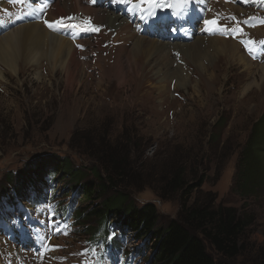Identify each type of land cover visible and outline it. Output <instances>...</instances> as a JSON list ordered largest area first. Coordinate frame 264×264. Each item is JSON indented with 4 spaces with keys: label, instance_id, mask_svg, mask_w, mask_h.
I'll list each match as a JSON object with an SVG mask.
<instances>
[{
    "label": "rangeland",
    "instance_id": "374dc122",
    "mask_svg": "<svg viewBox=\"0 0 264 264\" xmlns=\"http://www.w3.org/2000/svg\"><path fill=\"white\" fill-rule=\"evenodd\" d=\"M219 1L223 5L218 3L213 10L202 0H172V5L168 0H157L155 4L143 3L138 9L145 23H153V15L166 14L161 18L163 25L166 22L176 24L183 15L182 8L177 9V15L172 12L189 3L200 4L208 21L231 17L230 24L216 26L211 31L222 33L218 38L234 41L239 50L238 58L229 64L224 59L216 60L213 72L207 66L211 73H202L171 44L163 52L171 57L167 63L163 53L153 54L149 63L138 59L134 53L132 63L129 62L131 66L126 64L125 67L129 76H126V83L121 84L112 70L118 44L107 47L105 43L115 35L118 22L114 23L116 27L105 24L108 32L105 29L102 32V27L100 34L88 29L74 39L73 60L78 64L76 68L70 65L74 71L73 80L66 79L59 68L53 70L45 58L37 67L25 68L18 62L16 75L0 66L5 70L4 77H0V187L5 188L0 191V206H10V195L14 196L18 207V214H14L15 206L9 210L0 207V264H147V259H152L153 249L148 248L150 240L134 237L120 227L117 231L124 242L121 239L116 261H110L108 256L99 255L100 246L91 241L85 227L76 224L75 219L59 226L62 220L54 202L61 206L62 202L75 201L76 207L84 206L89 210L92 204L97 205L111 196L113 189H107L97 201L89 204L75 195L64 180L36 179L31 189L33 193L26 192L22 196L15 193L12 186H6V179L21 171L27 163L38 166L39 157L50 153L69 157L76 167H89L92 161L88 155L99 153L98 146L104 138L117 148L119 156L126 157V170L134 175L132 180L125 178V182L131 184L121 183V188L128 191L135 206L148 202L155 205L158 227L178 217L182 202L187 207L205 203L232 207L239 217L251 220L240 235L237 255L221 256L206 243L207 251L218 264H259L264 252V78L260 76L264 62L256 60L264 48L260 43L247 49L241 47L248 36L240 33L237 24L246 22L244 14L245 17L255 14L251 7L242 3L234 5L237 0ZM28 2L35 5L37 0ZM125 2L128 4L127 0ZM2 5L4 0H0V7ZM102 9L107 10V7L102 6ZM168 15L176 18L170 20ZM68 16L75 17L73 25L67 24L70 28L83 24L86 14L79 12ZM197 17L202 19L197 21L195 28L201 29L205 20ZM59 18L45 17L47 21ZM125 18L132 20L134 15L129 12ZM181 18L183 25L191 27L195 23L185 13ZM66 19L62 18L64 23ZM56 24L59 23L52 25ZM86 24L89 25L88 21ZM134 24L135 20L131 28L138 36L160 41L155 28L150 26L145 33H140ZM255 28L250 29L245 24L246 33L263 42L264 34L253 32ZM169 32L171 36L174 30ZM93 34L99 36L91 39ZM122 36L125 42L121 44L132 43L126 34ZM212 36L215 34L193 31L189 40L176 43H188L194 37L206 41ZM95 37L99 38V45ZM167 37L162 34V38ZM134 61L139 62L137 67ZM207 62L204 61L205 66ZM179 66L183 74L189 76L186 84H178L177 75L172 74ZM108 68L112 70L109 76L105 73ZM36 73L40 76L36 77ZM261 118L263 122L258 124ZM78 148L87 154L83 155ZM249 150L250 156L247 155ZM177 170L182 172V190L186 193L170 191L165 186L167 178ZM201 177L203 181L197 185ZM54 190L56 193L52 195ZM32 194L34 197L43 195L45 202L38 206L28 200ZM25 210L30 213L32 222L27 221L28 215L24 217ZM93 236L103 239L106 232L96 231ZM44 247L45 255H39Z\"/></svg>",
    "mask_w": 264,
    "mask_h": 264
},
{
    "label": "trees",
    "instance_id": "16d2710c",
    "mask_svg": "<svg viewBox=\"0 0 264 264\" xmlns=\"http://www.w3.org/2000/svg\"><path fill=\"white\" fill-rule=\"evenodd\" d=\"M263 120L261 118L258 124ZM107 142L105 138L101 139L99 153L88 155L92 161L89 167H76L69 157L50 153L39 157L38 166L27 163L21 171L6 179V186H12L13 191L22 196L26 194V188L33 189L36 179L50 181V176H53L52 181L64 180L79 198L89 204L97 201L107 189H113L111 196L105 197L97 205L92 204L91 209L81 207L77 212L78 223L92 237L100 228L107 234V222L115 219L130 229L135 237L150 240L151 247L148 248L153 249V254L152 259H147L148 264H218L207 251L206 243L221 256L232 258L237 255L240 235L251 220L239 217L232 207H215L211 203L187 207L182 202L178 217L158 227L155 205L148 202L140 207L135 206L128 191L121 188V183L131 184L125 182V178L132 180L134 175L126 170V157L119 156L117 148ZM78 151L87 154V151L83 152L79 148ZM250 154L249 150L247 155ZM181 173V170H177L167 178L166 188L186 193L182 190L184 184ZM202 181L203 178H199L197 185ZM3 190L5 188L1 186L0 191ZM12 200L13 197L9 195V202ZM259 264H264V252Z\"/></svg>",
    "mask_w": 264,
    "mask_h": 264
},
{
    "label": "bare ground",
    "instance_id": "6f19581e",
    "mask_svg": "<svg viewBox=\"0 0 264 264\" xmlns=\"http://www.w3.org/2000/svg\"><path fill=\"white\" fill-rule=\"evenodd\" d=\"M202 1L206 2L210 10L215 9L214 6H216L218 3L223 5V2L219 0H202ZM120 2L121 0H107L105 4H101V3H96L93 0H42L43 5L42 7H40L41 9L37 8V10L35 11V15H36L35 21H26V20L16 21L13 23L12 26L13 28L11 30H7L5 26L6 20L0 19L1 21L0 31L2 33L8 31L0 35V66L6 68L8 71L16 75L17 74L16 70L18 69L17 68L18 62L22 63L25 66V68L26 66L37 67L38 65H40V61L43 60V58H45L48 61L50 67L53 68V70L59 68L60 71L66 75V79L73 80L74 71L71 69L70 65L72 63L73 65H75L76 68L78 63L74 64L75 60L73 59L76 50L72 45L73 36L69 35L68 33V31L72 26L68 28L69 25L60 26L59 24H56V25H52V27H48V25L45 24V21L48 19H45V17L50 15V17L54 19L58 17H65L71 14H76V13L79 14V12H82L85 13L86 16L92 18L93 21L106 24L107 26L116 27L114 23L118 22L116 28H117V32L121 34L119 39V33H117V39H119V43L116 48V61H115L116 64L112 70H114L116 76L120 79L121 84H125L126 76H129L126 75V71L128 70V68L125 69V67L126 64L130 65L129 62L132 63L131 60L134 59L133 58L134 53H136L138 59L139 58L142 60L144 59V61L146 60V63H149V60L152 58L153 54L155 53L162 54L163 52H165L164 50L169 47V45L171 46V44L154 39H147L146 37L143 36H138V34H136L137 31L135 29L132 30L130 23H128V21L126 20L127 17L123 19L121 16H118V14L115 13L117 11L116 10L117 6L121 4ZM226 4L227 5L231 4V2H226ZM102 6L107 7V10L102 9ZM200 6L201 5L197 3H189L186 5H182L180 7H176L174 9L175 11L172 12V14L177 15L178 14L177 9L182 8V11H184L185 15L189 17L191 20L195 21L196 14H200V15H205L206 16L205 19L206 21H208L207 14L201 11V9L199 8ZM7 8H8L7 4H4L2 6L0 10V18L4 15V11ZM43 8L47 9V11L44 12ZM17 9L19 11L24 10V8L20 5L17 7ZM161 14L163 15L164 13L161 12ZM165 15L164 16L153 15L154 18L153 21H156L159 27H162L166 30L169 29L171 25H175L177 33H180L174 35L176 41H182L181 38L187 39V36L189 34V26L185 24L184 25L181 24V22L183 21L182 18L176 21V24L172 22H166L165 23L166 25H163V23H161L162 22L161 18L163 19ZM173 18H176V16H174ZM194 24L195 23L193 22L191 26H193ZM74 26L76 27L77 31H81L83 24L80 23ZM185 26H187V28ZM136 29L140 33L145 32V22L139 23L136 26ZM101 30L103 32L104 28H102ZM216 32L219 31L216 30ZM253 32H259L260 34H264L263 27H257L254 29ZM122 34H126V37H128V41L129 40L132 41L130 45L127 46L125 45V43L121 44V42H125V37L122 36ZM105 35L107 36V34ZM222 38L212 37L209 39L207 38V40L204 41L201 38L194 37L188 43H174V45L178 47L181 56L183 55L184 58L188 57V59H190V61L198 70H200L202 73H206L207 71H209V68L207 66L211 68L210 70H212V68H215L216 60L224 59L227 62V64H229L231 61H234L238 58L237 54L239 50L237 44L234 41L228 40L226 37H225L226 39L225 38L222 39ZM98 39L99 38H96L94 40L99 45L100 42ZM189 44H193V45H189ZM163 55H164V60H166V63L169 62V60H171L169 53H165V54L163 53ZM204 61H208L206 66L204 65L205 64ZM137 62L134 61L136 67L137 64L139 63ZM249 63L251 62L249 61ZM4 68L2 69L0 67L1 78L4 77V71H5ZM176 68L173 70V73L172 72L171 73L177 75L178 77V78L176 77L178 81L177 83L186 84L188 82L187 81L189 77L188 74L187 73L183 74L184 73L183 68L181 69L180 66ZM112 70H110V68L105 70L107 76H109ZM209 72L211 73V71ZM36 75H37L36 77L40 76V74L38 73H36ZM167 76L168 75H166V77ZM260 76L261 79L264 78V65L260 67Z\"/></svg>",
    "mask_w": 264,
    "mask_h": 264
},
{
    "label": "snow or ice",
    "instance_id": "6c2138e0",
    "mask_svg": "<svg viewBox=\"0 0 264 264\" xmlns=\"http://www.w3.org/2000/svg\"><path fill=\"white\" fill-rule=\"evenodd\" d=\"M139 3L143 4V3H156L157 0H138ZM184 2H187V0H184ZM60 21H45V24L48 25V27H52L53 23H59ZM216 22L214 20L212 21H205V24H215ZM94 31H98L99 29H93ZM79 46V45H78Z\"/></svg>",
    "mask_w": 264,
    "mask_h": 264
}]
</instances>
